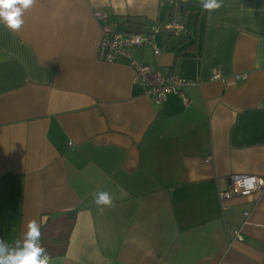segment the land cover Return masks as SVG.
<instances>
[{"label":"crops","instance_id":"0c3cea01","mask_svg":"<svg viewBox=\"0 0 264 264\" xmlns=\"http://www.w3.org/2000/svg\"><path fill=\"white\" fill-rule=\"evenodd\" d=\"M221 3L36 0L0 24V239L36 219L51 264H264V191L219 197L264 177V0ZM105 30L152 35L132 59L197 83L156 102L99 57Z\"/></svg>","mask_w":264,"mask_h":264},{"label":"clouds","instance_id":"9594fccd","mask_svg":"<svg viewBox=\"0 0 264 264\" xmlns=\"http://www.w3.org/2000/svg\"><path fill=\"white\" fill-rule=\"evenodd\" d=\"M35 3L36 0H0V24L20 31L24 13ZM200 6L211 12L218 10L222 3L221 0H200ZM232 180L246 191L254 189L258 182L255 176H233ZM95 205L102 214L105 208L114 206V197L108 191H99L95 194ZM41 241V224L36 219L29 220L20 239L12 243L0 239V264H51V256Z\"/></svg>","mask_w":264,"mask_h":264},{"label":"built area","instance_id":"2783aa9c","mask_svg":"<svg viewBox=\"0 0 264 264\" xmlns=\"http://www.w3.org/2000/svg\"><path fill=\"white\" fill-rule=\"evenodd\" d=\"M97 17H102L103 14L95 12ZM165 31L171 35H179L183 29V22L179 19H175L164 26ZM152 35L144 36L141 33H131L123 36L120 33H110L105 30L102 33V39L99 46V57L105 61H111L116 54H123L131 59L132 66L140 79L145 84L144 92L147 96L152 97L156 102H162L170 93H181L180 88L186 85L196 84L197 82L192 80H186L177 75H163L159 71H153L150 66L138 62L131 57V49L135 46L143 43H152ZM154 53H158V49H154ZM234 79L246 78L245 74H236ZM212 79L221 80L219 74H213ZM233 176H255L258 178L257 185L254 189L246 191L243 187L238 186L232 180ZM264 181V177L248 174H233L229 178L228 188L219 192L220 199H228L232 195H246L253 192L264 191V184L259 183ZM247 214V213H245ZM240 239V236L237 235Z\"/></svg>","mask_w":264,"mask_h":264}]
</instances>
